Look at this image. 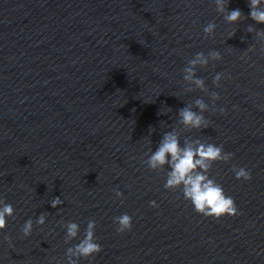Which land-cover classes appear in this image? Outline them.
<instances>
[{"label":"clouds","instance_id":"obj_1","mask_svg":"<svg viewBox=\"0 0 264 264\" xmlns=\"http://www.w3.org/2000/svg\"><path fill=\"white\" fill-rule=\"evenodd\" d=\"M216 10L224 15V20L228 24H236L242 18H245L240 9L228 10V0H215ZM264 0H249L250 18L258 24H264ZM216 28L214 22H209L203 29L206 37H212ZM248 31H254L252 26L248 27ZM257 36L264 37V30L258 31ZM209 59L219 61L222 59L218 51H210L207 56L201 52L197 53L194 58L188 61V67L183 69L185 75L183 79L190 81L203 91H207L205 81L197 78L194 73L196 65L207 66ZM223 73H217L213 83L216 87L220 86V80ZM212 100L215 102L220 99L218 93L212 92ZM195 106L199 112L193 111L191 107H184L179 111V123L187 128L201 129L207 128L209 122L205 119L203 113L209 110V106L202 100L196 99ZM223 112V109H220ZM152 130V129H151ZM195 144V146H194ZM233 153L225 152L223 146H216L211 143L188 142L181 146L180 137L174 132L169 131L163 135L158 148L151 153L147 161V167L152 171L164 170L165 166L170 168L167 171V179L164 184L166 190L175 191L182 188L184 199L190 201L194 210L203 215L205 218L211 217L220 220L224 216L239 215L238 207L235 200L225 194L223 187L214 179L210 178L208 173L212 165L218 161L229 162ZM235 172L237 180L250 181L252 174L250 170L243 167L232 169ZM116 197H122L123 193L119 190L115 192ZM63 204L60 198H54L51 201L53 208ZM151 207H158L155 201L150 202ZM15 209L3 199H0V233L7 227L6 217H13ZM47 214L41 213L36 219L37 225L43 226L46 222ZM114 222L118 224L117 232L124 233L132 229V217L128 214L115 217ZM66 228L65 242H69L77 237L79 226L75 222L63 224ZM96 221L90 220L87 223L85 237L74 247H69L66 251L68 264H77V260L73 257L85 259L92 257L102 251V247L96 242L95 236ZM24 237L31 235L33 231V220L29 218L21 228ZM11 243L9 237H6Z\"/></svg>","mask_w":264,"mask_h":264}]
</instances>
